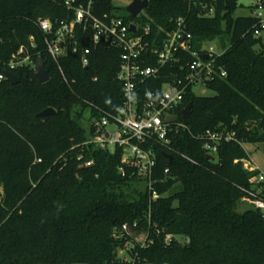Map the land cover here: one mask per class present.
I'll return each instance as SVG.
<instances>
[{"label":"trees","instance_id":"1","mask_svg":"<svg viewBox=\"0 0 264 264\" xmlns=\"http://www.w3.org/2000/svg\"><path fill=\"white\" fill-rule=\"evenodd\" d=\"M66 1L0 0V74L24 46L35 62L45 61L50 75L41 84L24 66L14 71L19 84L0 81V264H264L263 215L250 205L240 211L243 189L252 190L258 175L244 169L250 160L244 145L264 143V38L254 36L252 15L236 16L242 0H153L136 20L121 17L112 0L95 3L98 17L149 26L159 39L182 20L197 52L220 41L217 64L227 77L204 86L211 97L188 91L184 108L191 104V116L178 112L185 129L170 135L168 150H156L152 182L162 197L153 203L137 170L125 167L121 174L120 150L82 147L93 117L121 109V51L94 47L92 32L77 28L80 53L56 64L38 22L72 16ZM86 48L92 50L89 67L82 65ZM163 81L146 92L159 91ZM48 109L56 114L42 118ZM207 131L235 133L213 160L201 139ZM166 155L173 156L171 164ZM89 161L93 166L85 167ZM135 223L138 233L148 234L145 244L132 238ZM124 225L131 234L122 233ZM167 236L187 242L167 243Z\"/></svg>","mask_w":264,"mask_h":264},{"label":"built area","instance_id":"2","mask_svg":"<svg viewBox=\"0 0 264 264\" xmlns=\"http://www.w3.org/2000/svg\"><path fill=\"white\" fill-rule=\"evenodd\" d=\"M98 1L100 0H91L85 5L80 4L78 0H67L65 7L72 16L66 20H40L38 27L44 34L49 56L58 65L61 58L80 53L75 41L77 28L82 29L85 34L92 32L94 47L103 44L121 51L118 74L123 92L121 109L115 115L100 111L98 116L93 117L88 125L89 138L82 147L111 153L120 150L121 174H125V167L137 170L139 176L146 181L153 203L162 197L154 190L152 182L153 171L157 166L156 150H168L172 143L170 135L174 131L185 129L178 112L185 110L184 102L188 91L227 77V72L217 64V57L223 52H218L213 46L207 47V43L201 51H194L192 35L182 20L177 22L173 31L165 32V37L159 39L151 34L149 26L141 27L139 24L129 23L124 18L108 14L98 17L95 14V3ZM112 1L114 3V0ZM152 1L149 0L150 4ZM185 1L197 3L199 0ZM254 2L252 16L257 22L253 33L257 38H264V0ZM213 13L211 10L208 16ZM132 25L136 26V32H132ZM31 40L34 42L33 37ZM32 48L35 49L36 45H32ZM91 54L90 48L81 51L84 67H89ZM186 55L191 57V60H188ZM36 64L30 50L22 46L13 55L4 72L14 73L17 68L24 66H29L37 72ZM168 67L172 68V71L169 76H165L163 72ZM178 67L180 69L175 71ZM59 68L67 82L60 66ZM4 72L0 74V81L6 80ZM161 79L164 81L159 91L146 92L147 87ZM170 117H178V120L169 122ZM234 138L235 133L212 131H207L201 136L204 150L208 156L213 157L218 153V147L223 141H231ZM93 164V161L86 162L85 167H92ZM244 169L258 172V175L251 180L252 190L243 189L246 194L243 202L260 211L264 218V175L251 159L244 162ZM165 174H169L168 169ZM137 229L138 224L135 223L132 230L136 232ZM130 231L128 225L123 226L122 233L131 234ZM176 238L167 236L166 242L171 243Z\"/></svg>","mask_w":264,"mask_h":264},{"label":"rangeland","instance_id":"3","mask_svg":"<svg viewBox=\"0 0 264 264\" xmlns=\"http://www.w3.org/2000/svg\"><path fill=\"white\" fill-rule=\"evenodd\" d=\"M132 0H114L115 6L119 9L118 13L122 17H126L127 15H130L127 12L128 6L131 4ZM255 6V2L252 0H242L240 2V8L236 14L237 17H248L251 16L252 13V7ZM146 11L142 13L141 16H145ZM207 47H215L218 52L220 51V41L218 38L215 39L214 42L207 43ZM256 52H262L263 48H256ZM194 93H196L198 96L202 97H211L214 94L206 89L205 87H195L193 89ZM244 149L246 150L249 158L252 160V162L259 168L261 173L264 175V143L260 144H245ZM176 189L181 190V186H177ZM249 205L247 203H243V205L240 208V211H243L247 209ZM147 233L144 231H140L139 233L136 231L133 233L132 238H134L138 243L144 244L146 241ZM176 241L185 244L187 242V238L179 236L176 238ZM119 257L122 259H127L126 253L123 251L119 252Z\"/></svg>","mask_w":264,"mask_h":264},{"label":"water","instance_id":"4","mask_svg":"<svg viewBox=\"0 0 264 264\" xmlns=\"http://www.w3.org/2000/svg\"><path fill=\"white\" fill-rule=\"evenodd\" d=\"M150 7V2L149 0H133L132 3L128 6L127 12L130 14L132 20H136L145 10H148ZM132 32H136V26L132 25L131 27ZM37 72H36V79L41 83V84H46L50 81V75L49 72L45 69V61L42 58H39L36 64ZM6 76V81L10 84L16 85L20 83V78L10 72V71H5L4 72ZM56 114V111L53 109H48L41 113L42 118H46L49 116H52ZM191 116V104H189L185 110L182 112V118L185 120H188ZM178 120V117H170L168 119L169 122H176ZM167 159L169 160L170 164L173 161V156L172 155H166ZM209 159L213 160V156H209Z\"/></svg>","mask_w":264,"mask_h":264}]
</instances>
